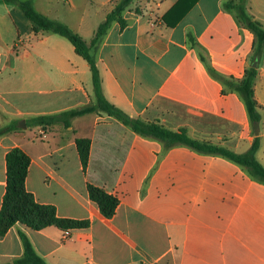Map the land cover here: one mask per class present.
I'll list each match as a JSON object with an SVG mask.
<instances>
[{"label": "crops", "instance_id": "1", "mask_svg": "<svg viewBox=\"0 0 264 264\" xmlns=\"http://www.w3.org/2000/svg\"><path fill=\"white\" fill-rule=\"evenodd\" d=\"M64 1L67 9L58 0L32 4L89 44L120 0ZM178 1L134 0L122 14L125 27L112 23L91 49L104 97L132 118L185 129L236 154L257 138L264 167V46L253 85L255 126L224 83L253 67L254 33L224 8L228 0H196L182 15L184 5L172 11ZM246 8L264 28V0H247ZM92 103L89 67L72 45L35 31L16 5L0 0V129H17L0 136V207L5 156L19 148L30 159L25 187L35 200L60 218L89 222L69 232L15 224L0 239V264L22 257L19 232L45 264H264V183L243 167L183 145L166 148L102 113L73 118L68 128L27 122ZM76 138L90 140L85 173ZM87 183L118 200L112 218L89 199Z\"/></svg>", "mask_w": 264, "mask_h": 264}, {"label": "trees", "instance_id": "2", "mask_svg": "<svg viewBox=\"0 0 264 264\" xmlns=\"http://www.w3.org/2000/svg\"><path fill=\"white\" fill-rule=\"evenodd\" d=\"M3 1L16 5L24 16L33 24L35 31L40 29L44 32L53 33L65 38L72 45L75 53L87 63L91 73L94 103L80 109H72L59 114L34 117L27 121L29 125L47 127L62 123L64 127L68 128L70 126V120L73 118L90 113H102L118 120L141 137L161 141L166 148L183 145L199 153L226 158L243 167L255 180L264 183V167L257 161L255 156L259 146V140L257 138L246 153L236 154L226 148L215 146L208 142L193 140L188 137L185 129L171 131L158 123L144 122L138 118H132L111 104L104 97L99 70L91 49L99 44L102 36L107 32L112 23L117 22L120 28L125 27L126 22L122 14L134 0H120L106 15L104 21L99 24L89 44H87L78 33H75L65 24L38 13L33 7L32 0ZM195 1L196 0H180L172 8V11L184 5L181 10L182 15ZM246 5L247 0H228L224 4V8L228 11H232L236 19L254 33L255 41L253 49L255 61H257L264 46V28L248 14ZM174 23L175 22L168 23V25L171 26ZM256 75L257 69L249 67L245 70L242 79L237 81L228 79L224 81L226 85L230 86L241 96L250 121L255 126L258 125L260 120L253 92ZM15 130L17 129L13 125H8L6 128L0 129V136L6 132ZM75 146L82 170L85 173L90 153V140L76 138ZM5 164L6 184L0 207V239L5 236L13 225L18 223L34 231H40L46 227L54 226L64 232H69L75 229H85L89 226V222L86 220L80 221L58 217L56 208L53 205L38 203L33 194L26 190L25 179L30 165V159L21 149L13 148L7 152ZM86 189L89 199L98 206L101 214L107 219L112 218L118 206V200L114 196L106 193L103 189L90 183L86 184ZM19 238L23 247V255L20 259L15 260L14 264H45L35 253L25 234L19 232Z\"/></svg>", "mask_w": 264, "mask_h": 264}, {"label": "rangeland", "instance_id": "3", "mask_svg": "<svg viewBox=\"0 0 264 264\" xmlns=\"http://www.w3.org/2000/svg\"><path fill=\"white\" fill-rule=\"evenodd\" d=\"M77 5V8H81L80 7V4L79 3H77V2H75ZM58 4H60V6H62L63 7V9H67L68 7H69V5L64 1V0H58ZM82 11V10H81ZM76 12H79V11H76ZM58 16V15H57ZM53 35H55V34H53ZM56 37H58V35H55Z\"/></svg>", "mask_w": 264, "mask_h": 264}, {"label": "water", "instance_id": "4", "mask_svg": "<svg viewBox=\"0 0 264 264\" xmlns=\"http://www.w3.org/2000/svg\"><path fill=\"white\" fill-rule=\"evenodd\" d=\"M253 67H255V68L257 67V61H255V62L253 63ZM18 128H20V129H25V128H26V125H25L24 121H21V122L19 123Z\"/></svg>", "mask_w": 264, "mask_h": 264}]
</instances>
